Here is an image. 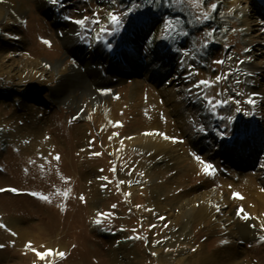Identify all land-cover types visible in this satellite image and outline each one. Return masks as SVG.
Instances as JSON below:
<instances>
[{"label":"rangeland","instance_id":"374dc122","mask_svg":"<svg viewBox=\"0 0 264 264\" xmlns=\"http://www.w3.org/2000/svg\"><path fill=\"white\" fill-rule=\"evenodd\" d=\"M134 4L121 31L101 33ZM85 17L100 23L73 22ZM202 80L211 87H193ZM205 96L229 103L213 112ZM253 191L264 194V0H0V264H194L226 248L207 264H264ZM199 208L210 211L196 219ZM46 249L65 255L38 258Z\"/></svg>","mask_w":264,"mask_h":264},{"label":"snow or ice","instance_id":"6c2138e0","mask_svg":"<svg viewBox=\"0 0 264 264\" xmlns=\"http://www.w3.org/2000/svg\"><path fill=\"white\" fill-rule=\"evenodd\" d=\"M61 0H52V3L53 4H57V3H60ZM149 2H151V0H149ZM173 2H181V0H173ZM136 7H139V5H133L132 7H130L126 12L120 14V13H110L109 14V25H111V27H105V26H102L101 27V33H103L104 35H110V34H116L118 33L119 31H121V29L123 28L124 26V23H125V18L127 17V15L133 11H135V8ZM216 8V5L215 4H212L211 5V9L214 11ZM203 19H209V14L207 12L203 13ZM199 18V17H198ZM175 19V18H174ZM74 23L76 24H79V25H84L86 22H94V23H97L99 24V20H96V21H89V19L87 17L85 18H82V19H79V20H74L73 21ZM178 23V20L174 23L173 20H170L167 22V26L165 28V34L166 36H170L173 32H176L177 31V27H176V24ZM209 37L212 36V32H209L207 34ZM109 48H111V44L108 45ZM218 63H223V61H218ZM227 75V74H226ZM221 79V77H217V81H219ZM239 82V81H238ZM202 86L204 87H211V84L209 81H206V80H202V81H198L195 85H193V87L195 88H201ZM256 94H253V96H255ZM205 99L207 100V103L208 105L210 106L211 110L213 112H215V110L218 108V107H221L227 103H229V101L227 100H216L214 97H207L205 96ZM236 103L238 104L239 101H236ZM248 104H255L256 101L253 97H250L247 101ZM236 111H240V108H237ZM201 131H203V127L201 126L200 128ZM167 138V137H166ZM99 155V154H97ZM55 159H59V157H55ZM196 159L197 160H200V157L199 156H196ZM113 171H115V169H113ZM205 171L208 172L209 174H211L212 172L215 171L214 169V166L212 164H205ZM141 175H143L141 173ZM100 179H103V180H107V177H100ZM121 183H124L123 181H121ZM131 183V182H129ZM35 195V194H34ZM64 195L66 196L67 193H64ZM235 196L239 197V198H243L240 196L239 193H236ZM44 199H48V197H43ZM81 199H83V197H81ZM115 207V206H113ZM241 213H243V209L240 210ZM108 214L107 213H103L101 214V216H107ZM243 218L245 220L249 219L250 216L247 214V213H243ZM97 224H101L103 221L101 219H97L95 221ZM0 227H5L4 225H0ZM264 227V226H262ZM13 235H15V233H13ZM262 239H264V237H262ZM31 245V242H29V245ZM0 247H3V245H0ZM33 251H36L35 249H33ZM38 258L40 259H46L48 257H52V256H59V257H63L65 255L64 252H61L59 250H56V249H46L45 251L43 252H39L37 251L36 252Z\"/></svg>","mask_w":264,"mask_h":264},{"label":"bare ground","instance_id":"6f19581e","mask_svg":"<svg viewBox=\"0 0 264 264\" xmlns=\"http://www.w3.org/2000/svg\"><path fill=\"white\" fill-rule=\"evenodd\" d=\"M46 8L47 9H50V7H48V6H46V7L43 6V9H46ZM73 41H75V39H73ZM70 43H72L71 40H70ZM66 80L67 81H69V80L74 81V77L72 78L71 74H69V75L66 76ZM52 91H54V94H55V92L58 93L59 90L58 89H53ZM57 93H56V95H58ZM91 96L94 97L95 99H97L99 97V94L96 91H94L91 94ZM252 188L255 189L254 187H252ZM252 188H250V189L253 190ZM250 189H248L249 192L251 191ZM252 193L257 198H259V203L258 204L261 205V206H264V194L261 195V193H256L254 191ZM254 195H253L252 198H255ZM249 207H248V209H249ZM249 210L250 211L253 210V206L250 207ZM209 211L210 210L209 209H206V208L194 209L191 212V215L194 218H196V219H200V218L206 217L208 215ZM249 216H250V218H249L250 221H252L253 220L252 214L250 213ZM11 221H12V224L14 226H16L15 229L17 231H21L22 230V227L20 225H18V222L16 220L13 219ZM238 230H239V233H240V237H242V238H247L248 236L253 235V227L250 224L240 223V224H238ZM18 233H20V232H18ZM19 236H20L21 239L28 237L27 236V233L24 231V229H23L22 233L19 234ZM169 239H170V242L172 241V243H173V242H176V240L178 241L179 238H177L176 235H171L169 237ZM232 252H233V249H231V248H226L224 251H221V252H213V253L204 252V253L201 254L198 262H195L194 264H207V263L216 262V261H219V262L222 261L223 262V260H225L224 257L226 255L224 253H227V255L229 256L230 254L232 255ZM228 264H232V263L231 262H228Z\"/></svg>","mask_w":264,"mask_h":264},{"label":"water","instance_id":"95a60500","mask_svg":"<svg viewBox=\"0 0 264 264\" xmlns=\"http://www.w3.org/2000/svg\"><path fill=\"white\" fill-rule=\"evenodd\" d=\"M93 105H94V103H93ZM84 110V109H83Z\"/></svg>","mask_w":264,"mask_h":264}]
</instances>
